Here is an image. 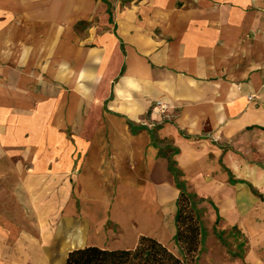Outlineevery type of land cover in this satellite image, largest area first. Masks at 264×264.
Wrapping results in <instances>:
<instances>
[{"label": "crops", "instance_id": "obj_1", "mask_svg": "<svg viewBox=\"0 0 264 264\" xmlns=\"http://www.w3.org/2000/svg\"><path fill=\"white\" fill-rule=\"evenodd\" d=\"M46 138L135 238L164 243L176 183L262 237L264 0H0V150L50 166Z\"/></svg>", "mask_w": 264, "mask_h": 264}, {"label": "rangeland", "instance_id": "obj_2", "mask_svg": "<svg viewBox=\"0 0 264 264\" xmlns=\"http://www.w3.org/2000/svg\"><path fill=\"white\" fill-rule=\"evenodd\" d=\"M60 133V136L68 135L69 129L60 125ZM30 134L33 135L26 133ZM46 139L45 148L49 153L44 163L49 160L52 165L55 162L52 142ZM57 147L63 151L69 147L68 141L60 139ZM36 157L31 155L25 159V156L9 155L0 150V264H64L68 252L75 248L70 240L75 230L63 226L72 221V225L82 231L86 246L133 247L137 239L135 231L130 234L135 230L133 223L125 218L124 212L114 211L111 200L103 209L99 188H86L81 193L78 184L74 187L76 170L74 166L68 169L69 156L59 158L65 164L59 168L58 162L52 166H40ZM112 192H115L114 188ZM188 198L201 229L195 264H261V261L264 264V249L260 250L256 244L264 245V235L250 240L237 227L231 226V221L215 218L218 216L214 215L206 200L195 193L188 194ZM167 215L166 212V224L162 221L156 228L160 227L158 232L164 233L163 244L179 254L174 242V218L169 219ZM58 229H62L61 233ZM152 231L157 234L154 227Z\"/></svg>", "mask_w": 264, "mask_h": 264}, {"label": "trees", "instance_id": "obj_3", "mask_svg": "<svg viewBox=\"0 0 264 264\" xmlns=\"http://www.w3.org/2000/svg\"><path fill=\"white\" fill-rule=\"evenodd\" d=\"M170 170L174 177L177 172ZM174 217V242L179 254L169 250L155 238L140 235L129 249H106L87 245L68 252L64 264H195L201 229L183 186Z\"/></svg>", "mask_w": 264, "mask_h": 264}, {"label": "bare ground", "instance_id": "obj_4", "mask_svg": "<svg viewBox=\"0 0 264 264\" xmlns=\"http://www.w3.org/2000/svg\"><path fill=\"white\" fill-rule=\"evenodd\" d=\"M120 172H121V170H120ZM114 187V186H113ZM118 187V186H117ZM83 190V189H82ZM83 192V191H82ZM79 195V194H78ZM86 195V194H85ZM113 196V195H112ZM94 200V199H93ZM84 202V201H83ZM89 202H91L92 203V201H89ZM80 203V202H79ZM82 203V202H81ZM83 204V203H82ZM72 205V204H71ZM83 206V205H82ZM104 207V206H103ZM99 208H101V207H99ZM115 208V207H114ZM68 211V210H67ZM70 212V211H69ZM97 212V211H96ZM93 215V214H92ZM71 218V217H70ZM74 218V217H73ZM131 218V217H130ZM113 219V218H112ZM159 219V218H158ZM98 222V221H97ZM96 224V223H95ZM94 224V225H95ZM93 226V225H92ZM89 227H90V225H89ZM88 227V228H89ZM95 227V226H94ZM92 229V228H91ZM90 229V230H91ZM101 233V232H100ZM99 236H100V234H99ZM102 236V235H101ZM92 238H93V236H91ZM90 237V238H91ZM91 238V239H92ZM103 239V238H102ZM70 240L72 241V246H75V247H77V246H83L84 245V240L82 239V234H81V231L80 230H76L73 234H71V236H70ZM94 241V240H93ZM99 241V240H98ZM99 243V242H98ZM93 244V243H92Z\"/></svg>", "mask_w": 264, "mask_h": 264}, {"label": "clouds", "instance_id": "obj_5", "mask_svg": "<svg viewBox=\"0 0 264 264\" xmlns=\"http://www.w3.org/2000/svg\"><path fill=\"white\" fill-rule=\"evenodd\" d=\"M26 52L30 51V49H26ZM97 63H99V61H97ZM68 65L66 63H61L60 64V68H66ZM80 80H84L85 79V73L81 72L80 76H79ZM90 89H83V93L82 95L87 96L88 94H90Z\"/></svg>", "mask_w": 264, "mask_h": 264}, {"label": "built area", "instance_id": "obj_6", "mask_svg": "<svg viewBox=\"0 0 264 264\" xmlns=\"http://www.w3.org/2000/svg\"><path fill=\"white\" fill-rule=\"evenodd\" d=\"M154 110L159 112L160 114H163L165 112V108L161 104H156V107L154 108Z\"/></svg>", "mask_w": 264, "mask_h": 264}]
</instances>
